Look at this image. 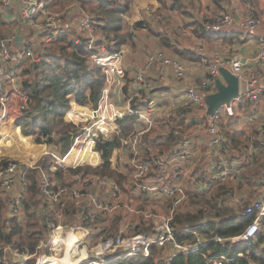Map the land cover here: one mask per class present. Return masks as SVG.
<instances>
[{
  "label": "crops",
  "instance_id": "1",
  "mask_svg": "<svg viewBox=\"0 0 264 264\" xmlns=\"http://www.w3.org/2000/svg\"><path fill=\"white\" fill-rule=\"evenodd\" d=\"M48 2L54 11L65 6L62 9L65 12H63L61 28L66 31L61 35L68 36L70 39L82 35L81 24L84 6L89 9L93 7L97 11V7L101 5L96 0H48ZM73 2H76L77 6H72ZM117 2L121 5L124 4V0H118ZM128 7V11L122 14L119 13L121 21L124 22V27L119 33L126 35L127 40L121 43L119 50H117L116 42L112 41L106 44V47L110 46L111 52L107 47V51L97 48L96 53L105 57L108 56V53L119 55L120 65L126 73L125 83L126 79L129 80V83H126L123 87H120L117 83H109L105 67L101 66L103 73L106 75L103 96L105 91L110 88L112 101L119 106L126 102L127 106L125 108H131L134 114L126 110L122 117L108 123L109 135L98 133L97 137L102 135L108 139L115 134H120L121 127L117 123L118 119H124L130 115L139 116V113L147 115L151 109L150 118L153 120V126L141 119L140 116L137 122L143 125L141 130L144 131L143 140L149 147L148 153L151 154L157 151V156L164 162L162 169L166 172L167 183L169 185L183 183L185 200L178 208L177 213L182 212L183 209L193 211L197 207V201L204 198L212 200L215 197L218 203L217 209L232 211L242 218L237 211L243 210L259 199L264 190L261 182L262 172H264V79L255 88L256 93L259 95L257 100L248 97L233 100L234 113L232 116L221 109L222 116L217 125L224 136L229 139L226 144L228 152L220 150L219 147L210 146L213 138L212 133L209 131L211 115L208 114L205 97L217 90L200 94L203 103L194 105L187 100V88L206 76L209 65L205 59H213L216 55L223 61L234 59L241 61L244 65L245 76L256 72L257 69L264 73V59L254 60L261 42L264 40V0H131ZM224 13H230L236 22L220 32L209 30L210 23ZM151 15H155L156 20L145 19ZM250 15H254L258 19V25L253 30L241 25V21L250 17ZM164 19L167 25L162 30L157 31L156 25ZM138 22L143 24L136 26ZM97 36L98 41H101V44L100 42L97 43L99 46L105 43L102 39L107 38L108 41L110 40L103 33H99ZM113 36L114 34H110L111 38ZM138 36H141V38L137 41ZM158 50H164L167 55L177 58L183 63L186 73L185 78L178 79L171 67L156 63L144 74L147 86L142 89L136 87L133 80L138 73V69L144 64L148 55ZM250 69L254 70L249 71ZM221 79L224 81L223 77ZM240 86L241 94L245 93L247 91L246 82H241ZM159 94L162 99L159 98L156 103L153 96ZM139 97L143 98L142 100L146 99V104L134 110L132 103L136 102V98ZM163 102H173L175 107L161 105ZM159 106H163V108ZM72 109L86 113L94 110L91 106H83L72 102V107L66 113L65 118L68 122L76 125H81L82 122L69 117V112ZM17 112V107L13 104L8 120L2 129L4 134L8 126H15ZM164 122L170 123L172 131L179 128L181 136H187L194 143L196 156L191 170L187 171L181 168L182 163L178 161L165 163L170 158V154L177 149L178 138L172 131L166 132L163 130L162 124ZM117 149L112 153L109 169L111 166L114 167L117 154L115 151ZM94 151L96 152V155H94L97 160L96 163L101 168L103 163L101 154L95 150V147ZM148 153H144L145 158H148ZM49 157L52 161L58 158L55 155ZM60 157L61 165L64 168L72 169ZM89 157L90 154L87 155L86 160ZM128 158L124 163L123 171H119V174L126 178L125 180H120L119 177H116V179L109 175L106 176L120 184L124 199L132 207L139 211L153 210V212L160 214L167 213L172 202L170 198L159 197L158 195L152 196L133 189ZM224 163L231 165L234 173L230 175V178L224 184L218 181L213 183L212 177L203 168L206 167L207 170L212 171L213 168L217 169ZM78 168L87 172L84 169L89 167L78 166ZM155 170L159 171L160 169ZM157 174V172H154L148 178V183H155ZM53 180L59 183L55 174ZM107 200L111 202V198ZM1 201L4 202L3 209L4 216H6L7 203L5 207L3 198L0 199V203H2ZM154 201L158 205L153 204ZM216 213L213 207L205 208L204 220L201 221V224L206 225L208 220H213ZM206 215H208L207 218H205ZM119 216H123L125 222L128 220L134 222L133 220L136 219L137 222L134 223L152 231L151 227H145L141 224L142 220L139 215L129 214L128 211L123 210ZM75 219L76 221H70L69 228L72 226L81 227L79 219ZM125 222L120 219L117 228L114 231L110 230L106 237L118 234L120 227ZM159 223L161 221L157 225ZM192 227L195 228V226ZM131 234L133 235V232ZM140 235L149 238L152 233ZM168 254H170L169 250L166 256Z\"/></svg>",
  "mask_w": 264,
  "mask_h": 264
},
{
  "label": "built area",
  "instance_id": "2",
  "mask_svg": "<svg viewBox=\"0 0 264 264\" xmlns=\"http://www.w3.org/2000/svg\"><path fill=\"white\" fill-rule=\"evenodd\" d=\"M22 3L21 15L23 22L25 23H33V22H44V27L50 29L51 31L57 33V26L63 23V19L61 15L52 12L51 5L49 4L48 0H20ZM17 19L16 9L13 4V0H0V79H2L9 69L14 68L20 64L26 63L28 59L33 57V52L31 50V44L36 41L32 37H24L22 46H16V35H17V28H13L10 30L8 28L7 23L9 22V26H12L14 21ZM6 21V24L4 23ZM88 22V20H87ZM235 18L230 14L226 13L222 16L218 17L211 28L214 31H221L226 26H231L235 23ZM258 24V19L254 15H250L248 18H244L241 21V25L248 29H255ZM88 25V24H87ZM87 30L93 32V29L90 25L87 26ZM52 37L49 36L43 41V45L47 46L51 43ZM38 42V41H37ZM40 42V41H39ZM103 50L107 51V48H103ZM96 61L105 67L107 80L109 83H117L120 87L126 85L125 77L126 73L125 70L120 65L119 55L118 54H109L107 57H98L94 56ZM163 60L164 64L169 65L175 69L179 76L183 75V70L180 64L167 58L164 56L163 53H158L156 56H152L150 58L149 67L152 63L156 60ZM264 59V40H262L261 45L259 47L258 53L256 54L254 60L259 61ZM211 64L210 71L205 79H203L198 84H195L193 87L189 89V98L196 102L200 103L201 96L200 94H207L213 92L215 89V84L217 78L219 76V69L220 67H227L231 69V71L237 75L241 82H246L247 84V91L242 93L240 97L245 98L248 97L252 100H257L259 95L256 93L255 88L257 85L263 81L264 73L261 70H256V72L248 74V76L244 75L243 64L239 60H230V61H223L219 59L218 55L215 58L209 61ZM145 69L141 68L139 70V74L136 78L137 83H143V73ZM8 81L13 88L16 87L17 78L14 74L7 75ZM13 96H17L22 101V108L25 109L29 103L28 95L24 93L18 94H6L0 98V121L5 118L8 110L9 102L11 101ZM226 112L229 115H233L234 109L232 106H225L224 107ZM127 111H131L129 107L122 109L118 104L112 101V96L110 94V88L105 91L104 96L100 100L99 107L96 110H92L89 113L86 112H79L75 109H72L69 112V117L71 119L78 120L82 122L81 125L78 124L80 130L82 131L81 134L78 136H73V143L74 147L70 150L67 154L63 155L62 161L69 165L73 170H77L78 166L84 167L85 165H90L93 168H96L98 165L96 162H86L85 159L88 154L90 156L96 155L94 151V147L96 144V137L98 133H102L104 135H109L110 129L108 128L109 122H114L117 118L122 117ZM220 115L217 113L214 117L210 120V127L209 131L213 135V140L210 146H217L225 152L227 151L226 142L229 140L224 136L222 131L218 127ZM138 138H135L133 141V181L136 183V186L143 191L153 194L159 192L161 194H167L173 199V206L171 208V212L166 216L163 217L164 225L163 231L156 236L155 238L149 239L143 235H137L131 237L129 239H120L118 240L117 244H113V247H124L129 250L128 256L136 255L143 253L144 255H148L150 251V245L152 243H159L160 245H164L167 242L173 243L178 249L180 250H189L190 248H196L198 243L200 242L201 235L198 231L195 233L198 235L197 242L193 246H183L176 243L174 238L173 229L169 226V221L173 218V214L175 209L182 203L184 199V191L181 186L175 185L172 188H169L165 185L164 180L160 178L159 185H143L140 183V180L146 177L152 168V163L161 164L160 160L156 159L152 156V161L143 162L137 159L139 150H138ZM194 148V143L191 141L190 138H184L180 142L179 149L176 152L171 153L172 158H176L181 161L182 165L181 168L189 171L192 168L191 159L192 157L196 156ZM54 154V153H51ZM204 171L208 172L207 174L212 177V179H216L219 181H225L231 174L234 173V169L231 165L224 163L222 166L213 168L212 171L207 170L206 167L203 168ZM56 171V170H55ZM82 177V175H79ZM78 176V177H79ZM21 178V185L24 192L19 193L9 205V212H8V221L7 226L10 227L11 219L17 216H21V204L22 199L24 197V193L26 192L28 186V177L27 174L22 171L17 161H11L6 163V165L0 169V194L6 195L12 192L15 183ZM262 182L264 184V173L262 175ZM88 183L87 180H84V184ZM100 187L106 189L107 192L104 195L96 196L93 199V203L95 205V210L88 214V219L95 220L98 217L99 212L101 211H109L112 212L113 210L120 209L122 206L125 207L130 213L132 214H140L141 212L136 211L133 207H131L127 202L116 200L114 204L110 207L108 206L107 199L113 193L117 194L118 187L115 183L100 179L95 181ZM210 185V184H209ZM73 195L76 198L81 197V192L79 188H73L70 186H64L60 183H57L52 178H46L45 180V194L43 197L45 202L50 206L51 209H54L55 203L60 201L61 199ZM255 210H259L260 216L264 215V195L260 202H255L251 207H249L245 214L252 213ZM223 215L227 218H230V212H224ZM142 220L144 223H147L150 220L160 218L158 215H154L151 212L145 211L141 213ZM208 215L205 216L207 218ZM53 227V236L60 232V230L64 229L60 226H56L52 224ZM73 230H75L73 228ZM85 231V236L91 233V230L88 228H83ZM258 231V221L253 223L247 229L246 233L241 237L242 239H249L253 237L256 232ZM52 239L50 243H40L36 246V250L40 252V258L45 255V250L49 247V245H55V241ZM219 241H222V238L217 237ZM108 246L106 248H110ZM4 251L5 257L0 259V264H27L28 258H23V255L18 250H13L10 245H6L4 247H0L1 251ZM104 250V249H103ZM103 250L97 251L96 259L99 261H92L89 264H105L106 261L102 260L99 256ZM9 255L10 258H6ZM11 259V260H10ZM39 264V261H38Z\"/></svg>",
  "mask_w": 264,
  "mask_h": 264
},
{
  "label": "trees",
  "instance_id": "3",
  "mask_svg": "<svg viewBox=\"0 0 264 264\" xmlns=\"http://www.w3.org/2000/svg\"><path fill=\"white\" fill-rule=\"evenodd\" d=\"M101 3L97 7L96 13H93L96 21V33H103L110 38L109 43L116 42L117 50L121 43L126 39V35L119 33L121 19L115 23L108 11L120 14L128 11V3L131 0H124V4H119L116 0H96ZM109 6H112L110 8ZM99 11V12H98ZM120 13V14H119ZM100 15V17H99ZM115 23V24H114ZM138 22L136 26H140ZM110 34H115L112 38ZM80 42L76 43L74 39L68 36L60 35L53 46L46 49L40 54V61L32 65L20 64L10 71L21 77L22 89L30 96V105L27 110H22L17 102L13 104L17 107V119L15 124L21 126L26 134L35 135L37 142H47L53 145L54 150L58 151L60 156L67 154L73 147V136L82 133L80 127L76 124H66L64 121L66 113L71 109L72 102L79 105L91 106L94 110L99 107L100 100L103 97V91L106 83V75L103 73L101 66L91 65L88 55L91 50L88 49V39L82 36ZM101 41H98V43ZM60 44V45H58ZM58 47L55 49V47ZM108 50L111 48L108 45ZM96 53V49H92ZM11 104L8 108L7 115L0 121V132L10 115ZM137 110L136 106H133ZM138 115H130L124 119H118L117 123L123 130H127L129 122H136ZM121 135L115 134L106 139L102 135L96 138L95 150L100 152L103 163L101 168L94 169L98 174L107 175L111 165V156L115 149L121 145ZM58 139V141H56ZM8 163L6 160L0 164V168ZM46 168L47 163L40 164ZM71 171V169H68ZM77 168L73 171H82ZM38 172L31 175V194L26 201L27 219L25 224L18 225L12 233L6 231L4 225V202L0 203V241H5L14 237L16 246L24 247L29 254L35 253L36 246L45 236L43 229V218L35 212H31L32 205L38 206L45 202L41 194L40 180ZM61 177L60 173H56ZM197 207L192 211L187 209L184 212L176 214L172 226L175 229V238L178 243H185L192 239V235L186 232L188 226H195V229L204 235L205 239L213 237L229 238L238 236L243 232L246 225L252 222L254 215L241 218L236 213L222 209H217L216 198L208 200L206 198L196 202ZM213 207L217 212L213 220H208L206 225H202L204 220L205 208ZM224 212L232 214L230 218L223 215ZM151 231L138 226L137 234L148 235ZM152 233V232H151ZM10 241H12L10 239ZM158 249H168L170 254L166 259H155L154 252ZM168 252V251H167ZM117 252L114 253V255ZM224 257V258H220ZM45 254L39 260V264H59L56 260L49 259ZM34 259H28L27 264H34ZM264 264V217L260 222V231L252 243H233L221 244L217 242L207 243L195 252H182L175 257H171V250L167 246L152 247L151 254L148 257H136L111 260L109 264ZM63 264H67L64 262Z\"/></svg>",
  "mask_w": 264,
  "mask_h": 264
},
{
  "label": "bare ground",
  "instance_id": "4",
  "mask_svg": "<svg viewBox=\"0 0 264 264\" xmlns=\"http://www.w3.org/2000/svg\"><path fill=\"white\" fill-rule=\"evenodd\" d=\"M13 4H14V7L16 9L17 19L13 22L14 24L12 26H9V22L7 23V25H8V28L10 30H12L13 28H17V35L19 33L21 34V36H22V40L21 41L22 42H23L24 37H32V38H34L36 40V41H34L31 44V50L33 52V57L28 59L26 63H23L25 65H32V63L41 60V57L39 55L44 53L46 49H48L51 46H53L54 43L57 41L58 37L62 33H64L66 30L62 29L61 25H58L57 26V30L58 31H57V33H55L53 31H51L50 29L44 27V22H40V23H37V22L25 23V22H23V19L21 18L22 17V15H21V9H22L21 1L20 0H13ZM72 6H77V3L73 2ZM51 10H52V12L56 13L52 7H51ZM82 13H83V20H82V24H81V28H82L81 33H82V35H80V36L88 39V49L91 50V53H89V55H88L89 63L90 64L93 63V64H97L99 66H103V65H101L100 63H98L96 61L94 56H98V57H105V56L98 55V53L93 52L92 49L101 48L103 50V48H107L106 44H108L109 41L107 40V38H104V39H102V41H105V43L102 44V46L101 45L99 46L97 44L98 43V36H97V33H96V28H95L96 21L94 19V16H93L92 13H90L85 8L82 10ZM224 14H226V13H224ZM222 15L223 14H221L220 16H222ZM63 16H64L63 13H61L62 19H63ZM220 16H218V17H220ZM218 17H216L213 20V22L210 23V25L208 26L209 30L214 31L211 28V26L213 25V23L215 22V20ZM87 20H88V22H87ZM87 24L91 26V28L93 29V32H90V31L87 30V26H88ZM226 27H229V26H226ZM225 28H223V29H225ZM214 32H220V31H214ZM17 35H16V39H17ZM49 36L52 37V41L47 46H44L42 43ZM38 37L41 38L40 42L38 40ZM74 40H75L76 43H79L80 42V37H77ZM21 46H22V44H21ZM160 52L163 53L165 57L170 58L172 60H175V61H177L180 64V66L182 67V70H183V75L182 76H179L177 74V72L175 71V69H173V67L164 64L163 60H161V59L160 60L159 59L156 60L149 67H147V65L149 64L150 58L152 56L158 55V53H160ZM210 60H212V59L211 58L210 59H205V61L209 65L208 73H209L210 68H211V64L209 63ZM156 63H162V64H164L167 67H171L173 69L174 73L176 74L178 79H184L185 78V74L186 73H185V68H184L183 63L180 60H178L177 58H173V57L167 55L164 50H158V51L148 55V57H147L146 61L144 62V64L138 69V73H137V75L135 76V78L133 80V82H134L133 84L136 87L142 89V88H145L147 86V83H146L145 78H144V74L151 66H153ZM141 68L145 69V72L143 73V83H137L136 82V78H137V76L139 74V70ZM222 68H225V69L229 70L231 73H233L231 71V69H229L227 67H220L219 76L217 78V81L219 79L222 81V79H221L223 77L222 74H221V69ZM11 73L14 74L16 76V78H17V84H16L15 88H13L11 86V84L9 83V81H8L7 75H9ZM208 73L206 74V76L208 75ZM206 76L204 78H202L200 81L192 83L187 88V98H188L187 100H188L189 103H192L194 105H200V104L203 103L202 97H201L200 103H196V102L192 101L189 98V89L191 87H193L195 84H198L203 79H205ZM223 79H224V77H223ZM217 81H216V84H215L214 91H216V90L218 91ZM223 82H225V80ZM239 82H240V85H241L240 78H239ZM240 88H241V86H240ZM0 89H1V91H3V93L0 94V98L2 96L6 95V94H10V95L11 94H18L20 92L28 95V97H29V103H28V106L25 109L22 108V101L17 96H13L12 97L11 101L9 102L8 108L14 102H17L22 110H27L29 108L30 96H29V94L27 92H25L22 89L21 77L17 76L14 71H10V69H9L7 71V73H6V75L2 79H0ZM216 92H214V93H216ZM240 96H241V92L239 91V95L236 98L232 99L230 104H223L222 106H220L218 108V110L216 111V113L214 115H211V118L214 117L217 113H219V115H220L219 121H220L221 116H222L221 109H223L225 111V113H227L224 107L225 106H232L233 107V100L239 99ZM7 112H8V110H7ZM151 112H152V110L150 109L147 115H145L143 113H139V116H140L141 119L147 121L150 125L153 126V120L150 118ZM130 113L134 114L132 109H131ZM0 114H1V112H0ZM230 116H232V115H230ZM219 121H218V123H219ZM78 127H81V126H78ZM162 128H164L163 130L166 131V132H171L172 131V127H171L170 123L164 122L162 124ZM173 130H174V131H172L173 134L176 136V138H178V143H177L178 147L174 151V152H176L179 149L180 142L184 138H188V137L187 136H181L179 128H175ZM143 135H144V131L140 130V131L135 132V134H133L131 137H129L128 140L124 141L125 144L129 147L128 167L131 170L132 175H133L132 160L134 158V156H133V141H134L135 138H138L137 146H138L139 153H138L137 159L140 160V161H143V162H149V161H152V156H154L156 159L160 160V162L162 164V165H160V164L152 163V168L150 170V173L146 177L142 178L140 180V183H142L143 185H148V186L149 185H159V183H160L159 179L162 178V180H164V182H165V185L167 187H169V188H172L175 185H179V186L183 187V183L174 184V185H169L167 183L166 172L162 169V167L164 165V162L157 156L158 155L157 151H154L151 154L148 153L149 147L145 143V141L143 140ZM212 140H213V138H212ZM226 144H227V142H226ZM213 147H217V146H213ZM219 149L224 151L221 148H219ZM145 152H147L149 154L148 158H145V156H144ZM56 157H58V156H56ZM194 158L195 157H192V159H191V165L194 164ZM59 160H60L59 157L56 158L55 161H52L48 165V167H46V168L42 167L41 165H37L36 163L33 164V163H28V162H18L20 168L22 169V171H24L27 174L28 186H27L26 192L24 193V197L22 199V204H21L22 214H21V216H17V217H14L13 219H11L10 227L7 226L10 202L19 193L24 192L23 188H22V185H21V178H19V180L15 183L12 192L8 193L7 196L0 194V199L3 198V200L5 201V207H6V203H7V214L5 216L4 225H5L6 231L9 232V233H12L14 229L16 230L18 225H21L22 223L24 225L25 221L27 219V214H26V210H25L26 209V201H27L28 197L31 194V175L35 171L38 172L37 175L39 176L38 179L40 180L41 194H45V180H46V178L48 177V178H52L53 179V175L54 174H55L56 180L60 184H62L64 186H70V187H73V188H79L80 192L82 194L81 197H79V198H76L73 195H69V196L61 199L60 201L56 202L54 209H51L50 206L46 202H42V203H40L39 208H37V209L32 211V212L37 213L39 215V217L43 218V224H44V227H45V233L48 234V237L44 236L43 239L40 241V243L41 242L45 243V244L50 243V241L52 239V236H53L52 224H55L56 226H60V227L64 228V229L60 230V232L56 233L53 236V240L55 241V245H51L50 244L49 247L46 250H48L49 252H53V250H55V249H57L59 247V246L57 247L56 245H57L59 240L61 241L62 236H64V234L67 235L66 238L64 237L63 239L67 240V242L69 243V250L68 251H69L70 261L73 262V264H82V263L83 264H89L92 261H99L98 259H96V254H97V251L103 250V249H104L103 252H101L99 254V256L102 258V260L106 261L105 264H109L111 260H117V259L148 257L151 254L152 247L154 245L169 247L170 250H171V257L173 258V257L177 256L179 253H182V252L190 253V252L198 251L203 245H206L207 243H211V242H217V243H221V244H226V243L227 244H233V243H238V242H241V243H252L254 241V239L256 238L257 234L260 231V222H261L262 218L264 217V215L260 216L259 210H255L254 212L248 213V214H245V213H246L247 209L249 207H251L255 202H260L262 200L263 195H264V190L262 191V195H261V197L259 199L255 200L254 202L249 204L243 210L237 211V213L239 215L243 216V217H247V216H251V215L255 216L254 220L252 222L248 223L246 225L245 229L243 230V232L241 234H239L238 236L229 237V238L219 237V238H222V241H219L216 236L213 237V238L205 239L204 235L200 233V235H201L200 239L201 240L198 243V246L196 248H190L187 251L178 249L171 242H167L164 245H160L159 243L156 242V243H152L150 245V251H149L148 255H144L143 253H140V254L128 256L129 250H127L124 247H113L112 245L113 244H117L118 240H120V239H129L131 237L140 235V234L136 233V229L138 227V225L136 223L128 220V221L125 222V224H123L120 227V232L118 234L114 235V234L111 233L112 235H109V237H106V235L110 232V228L108 226L109 218H107V217H110V216H113V215H121V212L123 210L128 211L125 207L122 206L120 209L113 210L112 212L101 211V212H99L98 217L95 220L88 219V214L95 210V205L93 203V199L96 196H101L102 197L104 195V193L107 192L106 189H103V187H100L98 184L95 183V181L100 180V179L109 180V181L115 183L116 186L118 187L117 194L112 192V195L110 196L111 202H108V200H107L108 206H110V207L114 204V202L116 200H121V201L127 202L124 199V197H123V190H122V187L120 186V184L118 182H116L114 179H111L110 177H108L106 175L85 173L84 171H81V172L70 171L67 168H64L63 165H61ZM176 161L181 163V161H179L178 159L172 158L171 154H170V158L167 159L165 161V163L169 164L171 162H176ZM155 169H160V170L156 171ZM154 172H157L158 174L155 177V183L150 184V183H148V178ZM56 173H60L62 176L61 177H57ZM263 173L264 172H262V175H263ZM79 175H82V177L79 176ZM229 178H230V176L223 182L219 181V180H216V179H212V182L214 183V181H218L219 183L224 184V183H226L228 181ZM84 180L88 181V183L86 185H83L84 184ZM261 182H262V177H261ZM132 184H133V189H135L137 191H140V192H143V193H147V192L143 191L142 189H140V188H138L136 186V183L133 181V178H132ZM262 185L264 186L263 182H262ZM183 191H184V189H183ZM147 194H149V193H147ZM150 195H152V196L158 195L159 197L160 196L168 197V198H170L172 200L171 206L169 207L167 213H161L160 214L158 212H153V210L152 211L148 210V212H151L154 215H158V216H160V218L150 220L147 223L143 222L142 216H141V213L145 212V211H140L141 212L140 214H135V215H139L141 217V220H142L141 224L143 226L151 227L152 236L149 237V239H152V238H155L156 236H158L161 233V231H163V228H162L163 225H164L163 217H166L171 212V208L173 206V199L174 198L170 197L167 194L164 195V194H161L159 192H156V193H153V194H150ZM184 200H185V193H184V199H183L182 203L184 202ZM156 203L157 202L154 201L153 204H156ZM128 204L130 205V203H128ZM181 204L175 209L174 214H173V218L169 221V226L173 229V232H174V238H175V229L172 226V222H173V220H174V218H175V216L177 214L178 208L181 206ZM134 209L139 212L138 209H136V208H134ZM129 214H132V213L129 212ZM72 216H77V217H73V218L79 219L81 227L80 226L79 227L78 226H72L71 228H69L70 222H69V224H62V221H63V219L65 217H67V219L70 220L72 218ZM159 221H161V223H159L160 226L157 225V223ZM256 221H258V231L256 232V234L253 237L249 238V239H242L241 237L246 233V231L249 228V226H251ZM73 228L75 230H73ZM83 228L90 229L91 233L89 235L85 236V231L83 230ZM124 228L125 229H133L131 231V232H133V235L132 234L126 235L127 233L122 232V230ZM195 231H197V230L194 227L188 226L187 229H186V232H188L189 234L192 235V239L189 240L188 242H185V243H178L176 238H175L176 243L179 244V245H183V246H189V247L193 246L197 242V239H198V235L195 233ZM46 238H47V240H46ZM10 239L12 241H10ZM10 239H6L3 242L0 241V247H4L6 245H10L13 250H18L23 255V258L25 257V258H28V259L31 258L33 256V254L38 252L36 250L35 253L29 254L28 252H26L24 250V247H19V246L15 245V242H13V240H15L14 237H11ZM108 246H111V247L110 248H106ZM114 252H117V253L114 255ZM75 256H77V257H75ZM4 257H5V253L2 250L1 253H0V259H3ZM82 257L84 258L85 261H83L82 263H80V262L78 263V260H80ZM6 258L7 259L10 258L9 255H7ZM78 258H80V259H78ZM220 258H224V257H220ZM167 264H169V262H167ZM216 264H218V262H216Z\"/></svg>",
  "mask_w": 264,
  "mask_h": 264
},
{
  "label": "rangeland",
  "instance_id": "5",
  "mask_svg": "<svg viewBox=\"0 0 264 264\" xmlns=\"http://www.w3.org/2000/svg\"><path fill=\"white\" fill-rule=\"evenodd\" d=\"M116 1H118V0H116ZM109 7L112 8V6H109ZM64 8H65V6L64 7L62 6V8H57V10H55V11H56V13L61 15V13L65 12V10H62ZM84 8H86V6H84ZM86 10H88L92 14L96 13V11L93 7H91L90 9L86 8ZM107 13L109 14L110 17H112V19L114 20L115 23L120 18L118 16V14H116L115 12L108 11ZM145 19L156 20L155 15H151V16H149V18H145ZM4 23L6 24L5 20H4ZM165 23H166L165 19L160 20L158 22V25H156V30L157 31L162 30V28H164V26L167 25ZM119 24L121 25V29H122L124 27L123 26L124 22L120 21ZM140 38H141V36H138L136 40L138 41V40H140ZM38 40L41 41V38L38 37ZM58 45H60V44H58ZM58 45L55 47V49L58 47ZM101 69L103 70V68H101ZM251 70H254V69H250L249 71H251ZM126 83L127 84L129 83L128 79H126ZM2 93H3V91H1V89H0V94H2ZM160 96H161L160 94L158 96H153V99H155L156 103L159 101V98L162 99V97H160ZM142 99L143 98H140V97L136 98V100H135L136 102H133L132 106L141 107V106L145 105L146 99H144V100H142ZM161 105H166V106L172 105V106H174L175 103L163 102V104H161ZM120 106L122 107V109L125 110L127 103L123 102L122 104H120ZM159 107L163 108V106H159ZM64 121L66 124H70L73 126V124L68 122L66 118H64ZM128 126L129 127L127 128V130L122 131V128H121V131H120L121 136L120 137H121L122 141H121L120 147L115 151L117 154L115 157L114 167L111 166V168L107 171L108 172L107 175H109L110 177H114V178L119 177L120 180L126 179V178H123L119 174V171H123L124 163H125L126 159L129 157V149H128V146L125 144L124 141L128 140L129 137H131L133 134H135V132L143 129L142 123L139 124L137 121L136 122H129ZM2 129H3V127H2ZM2 129L0 132V157H1L0 160L2 161V163H4L5 160L7 162L17 161V162H28V163H33V164L36 163L37 165H40L42 162H46L47 166H48L52 162V160L49 156H53V155L57 156L58 155V157H60L59 152L54 150L52 144H49L45 141L37 142L35 135L26 134L23 131V129L21 128V126H19V125L15 124V126H8L5 130V134H4V132H2ZM56 141H58V139H56ZM51 153H54V154H51ZM85 161L86 162H89V161L96 162L97 160H96L95 156L93 155V156H90L87 160L85 159ZM85 166L89 167V168L84 169L85 171L87 170V172H85V173L98 174L94 171V169L99 168V166H97L96 168L90 167L89 165H85ZM71 171H73V169H71ZM73 172H81V171H73ZM156 204L158 205V203H156ZM37 208H39V205L38 206L32 205L31 212ZM184 211H185V209L182 210V212H184ZM107 218H109L108 226H109L111 231H114L117 228V225H118L117 223L120 221V219L122 220V222H125L124 217L123 216L121 217L119 215H113V216H110ZM238 219L241 220L243 218L238 217ZM71 220L76 221V219L73 217L70 220L67 219V217H65L62 221V224H69V222ZM133 221L137 222L136 219H134ZM159 226H160V224H159ZM132 230L133 229H125L124 228L122 230V232L127 233L126 235H129V234H131ZM43 231L45 234L44 229H43ZM66 236L67 235H65V234H64V236H62L61 241L59 240L57 245H56L57 247L58 246L59 247L57 249L53 250V252H49L48 250H45V254H48V256L50 257L49 259L56 260V262L59 264H63L64 262H67V264H73V262L70 261V256H69V251H68L69 250V243L67 242V240L63 239L64 237L66 238ZM167 251H168V249L155 250V252H154L155 259L156 260H159L161 258L166 259ZM35 252H36V250H35ZM75 257H77V256H75ZM29 259H34L35 260L34 264H38V261L41 259L40 258V252L33 254V256ZM78 259H80V258H78ZM83 261H85V260L82 257L80 260H78V263L79 262L82 263Z\"/></svg>",
  "mask_w": 264,
  "mask_h": 264
},
{
  "label": "water",
  "instance_id": "6",
  "mask_svg": "<svg viewBox=\"0 0 264 264\" xmlns=\"http://www.w3.org/2000/svg\"><path fill=\"white\" fill-rule=\"evenodd\" d=\"M21 40L22 36L19 33L16 39V46L18 48L21 47ZM221 74L224 77L225 82L219 79L217 81L218 91L205 97V102L208 105L209 115H214L220 106L223 104H230L232 99L239 95V78L225 68L221 69ZM45 237H48L47 233H45Z\"/></svg>",
  "mask_w": 264,
  "mask_h": 264
}]
</instances>
